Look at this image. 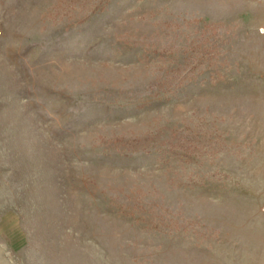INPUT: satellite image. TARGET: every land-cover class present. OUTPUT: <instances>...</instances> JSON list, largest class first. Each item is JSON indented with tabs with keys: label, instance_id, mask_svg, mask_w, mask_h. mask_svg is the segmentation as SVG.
Wrapping results in <instances>:
<instances>
[{
	"label": "rangeland",
	"instance_id": "1",
	"mask_svg": "<svg viewBox=\"0 0 264 264\" xmlns=\"http://www.w3.org/2000/svg\"><path fill=\"white\" fill-rule=\"evenodd\" d=\"M264 213V0H0V264H246Z\"/></svg>",
	"mask_w": 264,
	"mask_h": 264
},
{
	"label": "crops",
	"instance_id": "2",
	"mask_svg": "<svg viewBox=\"0 0 264 264\" xmlns=\"http://www.w3.org/2000/svg\"><path fill=\"white\" fill-rule=\"evenodd\" d=\"M246 230L248 255L246 264H264V213Z\"/></svg>",
	"mask_w": 264,
	"mask_h": 264
}]
</instances>
